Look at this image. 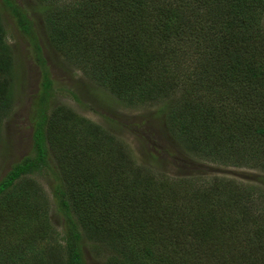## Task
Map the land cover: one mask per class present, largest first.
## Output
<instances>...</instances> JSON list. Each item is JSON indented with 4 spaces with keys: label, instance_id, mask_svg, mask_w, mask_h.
<instances>
[{
    "label": "trees",
    "instance_id": "obj_1",
    "mask_svg": "<svg viewBox=\"0 0 264 264\" xmlns=\"http://www.w3.org/2000/svg\"><path fill=\"white\" fill-rule=\"evenodd\" d=\"M38 1L49 45L64 61L125 107L158 105L166 133L187 153L227 164L241 144L253 146L254 160L264 157V0ZM3 5L29 42L42 82L30 117L33 155L0 181V264H85L82 218L83 229L111 231L92 242L119 246V264H264V245L255 253L246 241L237 243L242 232H250V243L264 240V225L250 229L247 216L232 209L247 206L261 188L214 177L212 189L203 191L197 178L142 169L140 178L121 185L100 180L120 173V165L102 156L97 166L80 145L111 147L112 136L98 126L90 131L63 107L50 111L52 81L33 23L12 0ZM6 40L0 8V134L18 81V60ZM48 148L59 167L51 168ZM41 168L52 173V197L64 222V246L56 242V248L48 197L29 177ZM65 186L77 187L72 193L92 204L87 214L95 219L72 212ZM209 205L218 210L214 219L204 213ZM189 215L195 225L183 230ZM44 242L52 245L40 249Z\"/></svg>",
    "mask_w": 264,
    "mask_h": 264
},
{
    "label": "rangeland",
    "instance_id": "obj_2",
    "mask_svg": "<svg viewBox=\"0 0 264 264\" xmlns=\"http://www.w3.org/2000/svg\"><path fill=\"white\" fill-rule=\"evenodd\" d=\"M13 3L31 19L36 34L38 35L39 45L42 48V55L45 60L49 77L52 81V97L49 103L50 111L56 107H63L69 110L73 115L86 121L85 126H98L113 138L111 147L103 146L100 148L86 147L84 143L80 145V150L87 149L84 155L89 157L93 155L92 161L96 165L106 157L111 164L120 165L121 172L118 174L99 176L102 181H111L112 185H121V179L134 181L140 176L141 169L149 174H164L172 179L197 178L195 180L199 190L207 191L212 189L211 184L214 177L223 179L225 183L238 184V187L257 186L264 191V157L254 160L255 151L253 146L241 145L236 148L228 158L226 163L217 164V162L208 159H200L187 153L179 146L165 131L164 120L159 111L158 105L139 106L136 108L125 107L117 100L108 90L99 87L89 81L81 71L64 61L62 55L49 45L48 32L43 26L42 18L45 7L38 0H12ZM73 1V0H72ZM1 15L4 21V27L7 31V43L14 50L18 60L17 70L18 81L15 90V99L13 109L9 116L3 120L0 134V181L4 178L10 168L18 163L22 158L33 155L32 134L34 130L30 117L33 114V106L36 102L38 92L41 89L42 74L40 65L33 59V52L27 39L23 37L17 29L9 10L0 0ZM243 142H245L243 140ZM251 144V143H249ZM93 147V145L91 146ZM51 168L59 167V162H53L54 157L51 149L48 148ZM85 159V158H83ZM234 162L246 164L244 166H233ZM105 163V162H104ZM90 166V165H86ZM57 169V168H56ZM58 170V169H57ZM36 183L43 189L49 200V212L47 218L52 227V243L56 248V242L64 246L62 238L63 218L57 212L55 207L52 190L53 180L52 173L49 170L41 168L30 175ZM79 181V180H78ZM80 182V181H79ZM133 182H130V184ZM69 185V184H68ZM135 188V184H131ZM65 188L68 190L67 196L71 200L72 212L77 217L83 215L95 219L93 214H87L92 208L85 198L74 195L76 186ZM109 189V188H108ZM215 189V188H214ZM107 190V189H106ZM108 191V190H107ZM135 191V190H134ZM70 192V193H69ZM256 193L252 196V201L247 206L237 205L232 208L235 213L245 214L250 220L248 228H255L253 224L264 225V193L259 196ZM76 197V198H74ZM226 199V198H224ZM231 203V202H230ZM134 208L131 209L132 212ZM216 208L209 205L204 211L207 215H212L213 219L219 213ZM201 210L196 211L193 215H199ZM196 218V217H195ZM189 215L184 221V229H189L195 225L196 219ZM80 222V232L82 237V252L85 264H105V261L116 260V252H120V247L101 246L99 243L92 242L93 239L105 238L111 231L104 235L96 229H83V218ZM97 226L102 224V220L95 221ZM253 223V224H252ZM101 230V231H102ZM257 230V229H256ZM114 235V234H113ZM115 236V235H114ZM250 232H242L238 237L242 244H249L255 253L264 245L261 238L254 239L251 243L249 238ZM51 242L39 243L40 249L51 246ZM221 247L217 245L214 250ZM129 264H142V260L133 259Z\"/></svg>",
    "mask_w": 264,
    "mask_h": 264
}]
</instances>
